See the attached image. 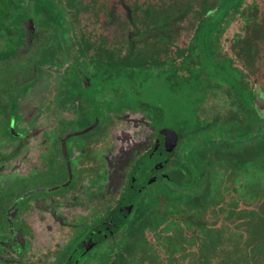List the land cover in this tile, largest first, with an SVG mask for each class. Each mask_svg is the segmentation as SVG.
Returning <instances> with one entry per match:
<instances>
[{
	"label": "flooded vegetation",
	"instance_id": "af4514ba",
	"mask_svg": "<svg viewBox=\"0 0 264 264\" xmlns=\"http://www.w3.org/2000/svg\"><path fill=\"white\" fill-rule=\"evenodd\" d=\"M0 5V264H213L227 229L246 257L264 0Z\"/></svg>",
	"mask_w": 264,
	"mask_h": 264
},
{
	"label": "rangeland",
	"instance_id": "374dc122",
	"mask_svg": "<svg viewBox=\"0 0 264 264\" xmlns=\"http://www.w3.org/2000/svg\"><path fill=\"white\" fill-rule=\"evenodd\" d=\"M245 202L250 204L249 199ZM258 208L261 209L262 205ZM256 220V217H254V221ZM228 232L229 229L224 234L222 233V238L218 240V254L215 256L213 264H264L263 260L259 256L257 257L258 252H262V255L264 254V233L258 235L257 231H247V237H251V239H247L244 244L246 257H240L238 255L239 245L241 246L240 239H233ZM257 236H259V239H256Z\"/></svg>",
	"mask_w": 264,
	"mask_h": 264
},
{
	"label": "trees",
	"instance_id": "16d2710c",
	"mask_svg": "<svg viewBox=\"0 0 264 264\" xmlns=\"http://www.w3.org/2000/svg\"><path fill=\"white\" fill-rule=\"evenodd\" d=\"M0 2H1V0H0ZM0 11H5L4 9H3V7L0 5ZM263 134H264V128H263ZM261 161H260V164L258 165V164H256L255 162H254V159H253V163H252V172L254 173L255 172V169L257 168V167H259V168H261V170H260V172H261V174H262V183H263V185H264V139H263V145H262V151H261ZM252 157L254 158L255 156L254 155H252ZM237 165L239 164V163H237V162H235ZM231 165L232 166H234V163L233 162H231ZM188 187L189 188H191L192 186L191 185H188ZM192 197H189V196H185V195H183V196H181V197H179L178 198V204H181V205H184V206H187V205H193L194 204V202H193V200L191 199ZM262 203H263V207H264V196H262ZM258 216V213H256V212H248L247 213V217H248V219H251L252 218V220H254V217L255 216ZM260 217V220H261V222L264 224V208L262 209V212H261V215L259 216ZM192 218H190V220H191ZM257 220H258V217H257Z\"/></svg>",
	"mask_w": 264,
	"mask_h": 264
}]
</instances>
